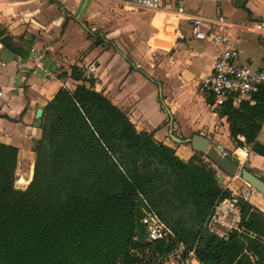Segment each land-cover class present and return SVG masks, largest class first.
<instances>
[{
    "label": "trees",
    "instance_id": "trees-1",
    "mask_svg": "<svg viewBox=\"0 0 264 264\" xmlns=\"http://www.w3.org/2000/svg\"><path fill=\"white\" fill-rule=\"evenodd\" d=\"M0 43L25 55L1 24ZM70 76L84 80L76 65ZM91 84L61 87L45 105L25 188L15 186L18 148L0 141V264H148L150 251L169 246L146 240L143 199L205 264H264V212L240 197L239 229L227 239L209 232L203 224L213 205L231 195L210 161L202 153L184 160L153 132L138 131ZM250 99H227L218 114L228 117L237 147L264 157L256 141L264 94Z\"/></svg>",
    "mask_w": 264,
    "mask_h": 264
},
{
    "label": "crops",
    "instance_id": "crops-1",
    "mask_svg": "<svg viewBox=\"0 0 264 264\" xmlns=\"http://www.w3.org/2000/svg\"><path fill=\"white\" fill-rule=\"evenodd\" d=\"M160 4L159 9H143L123 0H0V24L25 52L16 55L0 43V141L18 148L17 167L30 168L26 185L33 172L32 141L41 136L36 111L43 113L61 87L89 86L90 79L92 88L119 107L138 131L153 132L180 158L198 153L185 141L197 133L264 177V157L246 145H235L228 117L220 116L218 108L207 103L209 94L200 90L201 79L211 72L224 45L194 38L189 20L192 15L225 17L230 23L226 45L238 50L241 63L260 68L264 33L254 26L264 22V0ZM180 6L183 14L177 10ZM73 65L84 80L70 76ZM197 104L204 111H198ZM256 141L264 144V122ZM223 176L221 170L216 172L219 184Z\"/></svg>",
    "mask_w": 264,
    "mask_h": 264
},
{
    "label": "built area",
    "instance_id": "built-area-1",
    "mask_svg": "<svg viewBox=\"0 0 264 264\" xmlns=\"http://www.w3.org/2000/svg\"><path fill=\"white\" fill-rule=\"evenodd\" d=\"M123 1L143 9L161 7L160 0ZM177 10L183 14L181 6ZM189 20L192 22L194 38L208 40L215 45H224L215 59L211 72L200 81L201 90L206 91L212 98L213 108H219L227 99L237 104L243 99H250L258 91L264 94V66L253 68L241 63L238 50L226 45L229 41L228 26L230 23L225 17L219 15L214 18H204L192 15ZM254 28L264 33V22H257ZM245 148L251 150L250 145H246ZM221 153L227 156L225 150H221ZM143 202L140 222L144 228L146 240L163 242L169 246L163 253L150 251L151 254L146 257L148 264H205L198 258L195 247L188 248L182 241L177 240L174 231L150 207L147 200L143 199ZM240 220L237 197L231 193L229 197L218 199L215 202L203 225L214 235L227 239L233 230L239 229Z\"/></svg>",
    "mask_w": 264,
    "mask_h": 264
},
{
    "label": "water",
    "instance_id": "water-1",
    "mask_svg": "<svg viewBox=\"0 0 264 264\" xmlns=\"http://www.w3.org/2000/svg\"><path fill=\"white\" fill-rule=\"evenodd\" d=\"M36 116L38 118V125H41L42 110L38 109L36 111ZM172 137L181 142L182 140L172 134ZM186 142L190 144L192 149L198 153H203L208 160H210L218 169H220L225 174L232 176L238 173L241 179L251 186L254 191L258 192L264 197V179L260 176L254 174L248 169V165H240L238 161L233 157L232 159L223 156L220 145L214 146L210 143V140L201 134H193L191 137L185 139ZM251 195L248 192V197ZM248 199V198H247Z\"/></svg>",
    "mask_w": 264,
    "mask_h": 264
},
{
    "label": "rangeland",
    "instance_id": "rangeland-1",
    "mask_svg": "<svg viewBox=\"0 0 264 264\" xmlns=\"http://www.w3.org/2000/svg\"><path fill=\"white\" fill-rule=\"evenodd\" d=\"M201 90V89H200ZM203 93H205L204 91H202ZM207 94V93H206ZM197 107H198V111L199 110H203L204 111V107L201 105H198L197 104ZM201 114V118H204L205 115H206V111L204 113H200ZM250 153V152H248ZM249 157V155H248ZM206 161L209 162V160L206 158V156L204 155L203 157ZM254 159V162L257 161V158H253ZM253 159H250L251 161H253ZM241 164L240 165H243L244 164V160L242 162H240ZM211 164V162H210ZM213 165V164H212ZM215 167V166H214ZM29 167H26L25 164H21V165H18L17 169H16V181H15V185H16V188H20V189H23L24 187H26V180H28V176H29ZM220 170L218 168H216V172H219ZM224 173V172H223ZM225 174V173H224ZM21 178H23V180L19 181ZM224 179H220L221 181V186L223 187H226L227 189H230L231 192L233 194L236 195V197L239 199L240 197H243V198H248L250 199V203H252L253 205H255L256 207H258L255 203H257V197L260 198L258 201V205L259 207L264 210V197L259 194L258 192L254 191L253 188H251V186H249L246 182H244L240 175L238 173H236L235 175H232V176H227L225 174V176H223ZM264 178V177H262ZM23 184V185H22ZM19 185V186H18ZM250 191L251 195L248 197V192Z\"/></svg>",
    "mask_w": 264,
    "mask_h": 264
},
{
    "label": "bare ground",
    "instance_id": "bare-ground-1",
    "mask_svg": "<svg viewBox=\"0 0 264 264\" xmlns=\"http://www.w3.org/2000/svg\"><path fill=\"white\" fill-rule=\"evenodd\" d=\"M32 170V169H31ZM30 176H32V172L30 173ZM28 179V178H27ZM23 180V178H21L19 181ZM28 180H26L25 182L27 183ZM23 185V184H22ZM19 186V185H18Z\"/></svg>",
    "mask_w": 264,
    "mask_h": 264
}]
</instances>
